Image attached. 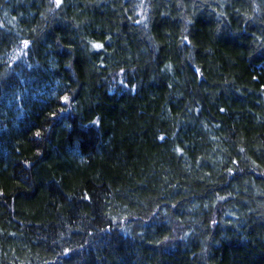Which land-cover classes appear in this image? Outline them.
<instances>
[{
	"label": "trees",
	"instance_id": "obj_1",
	"mask_svg": "<svg viewBox=\"0 0 264 264\" xmlns=\"http://www.w3.org/2000/svg\"><path fill=\"white\" fill-rule=\"evenodd\" d=\"M52 8L0 0V264H264V0Z\"/></svg>",
	"mask_w": 264,
	"mask_h": 264
},
{
	"label": "snow or ice",
	"instance_id": "obj_2",
	"mask_svg": "<svg viewBox=\"0 0 264 264\" xmlns=\"http://www.w3.org/2000/svg\"><path fill=\"white\" fill-rule=\"evenodd\" d=\"M49 2L54 5V8L49 9V11H55V10L62 9L64 7V4H65V0H49ZM136 23H140V21L137 20ZM183 40L190 43L189 38L187 36H184ZM20 43L23 45V48H21L20 51L24 52V54L27 55L28 54V49H30L32 41L25 39V40H21ZM89 43L91 45V48L94 49V50H104L105 49V44L103 42H101V41L90 40ZM11 66H14V65H11ZM29 66H31V65H29ZM167 67H168L169 70H171L172 66L171 65H167ZM123 71H124V69H121V72H123ZM195 72L196 73H200V69L197 68L195 70ZM169 87H171V85H169ZM70 99L71 98L69 96L64 95V96L60 97V103L68 104L70 102ZM220 111L223 112L225 110L223 108H221ZM55 116H56L55 112L49 113V118L55 119ZM91 123L96 125L97 127H99V125H100L99 118H96V119L92 120ZM34 135L37 138H39V137H41L42 133L37 131V132L34 133ZM158 139L163 142V141H165L166 138L161 135V136L158 137ZM214 139H215V137H214ZM174 151L176 153L183 154V149L180 148V147H176L174 149ZM239 151L243 152L244 149L240 148ZM37 155H40V153L38 152ZM232 163L236 164L237 161L233 160ZM253 163H255V162H253ZM227 171H228L229 174H231L233 172V169L228 168ZM261 194L264 195V193H261ZM81 199L83 201H85V202H88L89 204H91L93 202V196L89 195L87 192L83 193ZM219 199L223 200L225 198L224 197H219ZM205 207H207V205H205ZM153 214H155V213H153ZM165 215H167V213H165ZM216 223H217V221H215V220L212 221L213 225L216 224ZM109 230H110V228H109ZM168 238L169 237L167 235L163 237V239H165V240H167Z\"/></svg>",
	"mask_w": 264,
	"mask_h": 264
},
{
	"label": "rangeland",
	"instance_id": "obj_3",
	"mask_svg": "<svg viewBox=\"0 0 264 264\" xmlns=\"http://www.w3.org/2000/svg\"><path fill=\"white\" fill-rule=\"evenodd\" d=\"M21 48H23V45H21V47L13 53L12 59H16L19 56V54L22 52L20 51Z\"/></svg>",
	"mask_w": 264,
	"mask_h": 264
}]
</instances>
